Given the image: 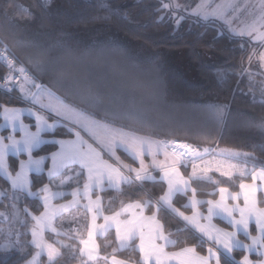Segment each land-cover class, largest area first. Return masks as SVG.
Wrapping results in <instances>:
<instances>
[{
    "label": "snow or ice",
    "instance_id": "1",
    "mask_svg": "<svg viewBox=\"0 0 264 264\" xmlns=\"http://www.w3.org/2000/svg\"><path fill=\"white\" fill-rule=\"evenodd\" d=\"M8 6L13 7L11 4ZM44 6L40 5L41 8ZM15 7L21 15H33L31 9L23 5ZM156 10L162 13L159 17L161 20H174L177 25L186 18L181 13L196 17L197 21L224 20L231 37L240 38L241 50L246 51V45L251 49L247 57L249 64L255 57L259 61V67L264 69V50H261L264 49V0H257L256 4L249 0L244 3L226 0L223 4L200 0L194 7L182 4L180 0H159ZM244 10L249 11L251 21L243 27H232L230 17ZM0 62L8 69L7 74L0 77V87L8 92L15 87L25 100L39 105L43 110L27 109L28 114L35 118V131H30V125L21 119L25 109L0 105V115L4 120L0 128L10 129L7 136L0 135V176L10 186V194L8 189L2 194L12 201L13 209L23 194L38 198L42 204V211L38 214L29 211L28 207L23 209L31 218L30 223L26 220L19 221L25 232L21 233L18 228L13 227L7 231L0 229V236L3 237V242L0 243V264H9L10 254L27 253L29 245L35 251L28 253L30 258H25L23 264H56L66 254L75 259L77 264H221L222 258L225 264L229 260L233 264H264V204L258 197L259 192H264V167H239L231 162V158L240 153L232 150L222 149L213 155L214 149H200L175 140L158 141L126 130L123 126H117L116 121L141 119V114L125 108L123 103L106 105L95 92L89 90L83 101L105 114L98 119V114L89 113L57 97L49 86L39 83L28 69L17 66L14 58L8 55L6 45L0 50ZM44 64V60L37 61L33 64V71L43 74L46 71ZM14 73H18V76ZM255 74L250 68L243 66L239 73L241 78L247 76L249 91L254 94L258 91L261 103H264V82L258 88L255 87ZM259 74L264 75V72ZM224 107L226 106L216 107L218 115H223ZM108 117L112 119L109 120ZM56 118L66 122L64 127L75 139L52 142L53 146L59 145V150L51 152L48 183H43L42 187L33 191L34 184L29 179V173L35 172L38 176L42 174L44 162L48 159L46 156L34 158L33 152L49 143L42 137V133L55 130ZM50 119L53 123H49ZM246 126L256 127L264 132V117L258 122L249 120ZM17 132L20 134L19 139L16 138ZM118 149H123L139 166L133 167L125 163L117 154ZM9 153L16 157L22 153L27 155L26 160H19V171H14L8 164ZM161 154L163 160L158 159ZM146 155L151 158L150 163H146ZM244 155L248 156L247 153ZM189 164L191 172L186 177L180 168L182 165L187 168ZM153 170L160 173L161 182L167 186L162 195L153 198L145 192L147 198L129 199L127 203L121 200L118 210H109L105 214L100 193L109 189L122 193L125 186L134 185L143 190L145 182L156 180ZM212 172L229 179L237 174L242 178L250 176L251 183L241 180L238 191L218 186V199L200 201L192 183L206 180L219 185L209 175ZM57 176L60 177L59 183H55ZM74 178L75 186L70 192L72 199L65 203H53L65 195L64 185ZM80 180H83L82 187ZM53 186L56 191L52 190ZM189 191L191 196L188 197V204L183 207L190 206L191 215L181 211L174 203L177 194L187 195ZM201 203L207 204L206 215L199 209ZM70 209H76L77 212L82 209L87 224L81 225V228L65 230L64 214ZM149 209L150 214H146ZM164 210L179 216L198 234V245H187L184 242L185 246L177 249V245L182 242L172 239L173 233L166 230L159 216ZM0 216L7 219L3 212H0ZM216 217L226 220L231 230L215 225L213 219ZM101 219L103 222L98 223ZM70 222L79 224V216L73 214ZM113 230L118 247H112L111 253L103 252L98 238L107 236ZM29 232L30 240L27 239ZM46 233H51L56 239H48ZM241 235L244 239L240 238ZM109 244L110 242L103 247L108 248ZM204 244L207 247L202 253L198 251V246ZM169 248L176 250L170 251ZM125 250L132 253L138 251V260L131 256L127 259L117 256L118 252ZM236 251L244 253L239 260L233 255ZM253 253L255 259L250 258ZM45 255L46 261L41 259Z\"/></svg>",
    "mask_w": 264,
    "mask_h": 264
},
{
    "label": "trees",
    "instance_id": "2",
    "mask_svg": "<svg viewBox=\"0 0 264 264\" xmlns=\"http://www.w3.org/2000/svg\"><path fill=\"white\" fill-rule=\"evenodd\" d=\"M9 4L13 7H9ZM41 4L45 6L41 8ZM15 5H23L31 9L33 15L31 17L21 15ZM158 5L159 0H60L59 6L52 10L42 0H0V45H6L21 66L56 92L58 89L51 83L47 75L49 73L44 75L45 72L43 74L34 72L33 64L44 60V67L48 68L47 62L54 46L66 47L70 44L68 43L70 39L84 38L86 31L95 26L111 27L127 39L140 42L156 52L164 49L170 51L186 49L190 54L191 62L197 68L201 82L191 83L183 74L172 68L165 70L158 59L160 57H156L154 63L160 80L155 85L153 107L149 106L148 110L143 107L139 112L141 119L117 120V126L159 140L187 142L200 149L216 150L218 147H224L239 152L237 161L240 163H245L251 168L253 165L257 168L264 167V132L259 128L246 126L249 120L258 122L264 116V103H261L258 91L255 94L249 91L247 76L241 78L239 75L242 66L248 67L247 57L251 52L250 48L246 45L247 50L242 51L240 39L232 38L230 33L215 22L197 21L196 17L189 15V17L185 16V22L179 26H176L173 20L167 18L161 20L159 17L162 13L156 10ZM183 14L187 15V13ZM100 40L98 44L102 46H119L116 41ZM202 52L217 56V63L213 66L206 64ZM261 82L263 81L254 77L255 87L258 88ZM3 104L24 103L0 92V105ZM217 106H226L222 116L217 114ZM97 118L103 116L98 114ZM66 135L68 134L63 128H58L54 133L57 137ZM55 149L56 145L46 144L34 151L33 155L36 157L48 155ZM245 153L248 156H245ZM118 154L125 163L132 166L137 164L124 151L119 150ZM18 164L19 157H9V165L14 171L18 170ZM182 169L186 175H189L190 168ZM212 178L218 181L219 185L206 180L193 181L192 186L197 189L199 198L216 199L218 186L238 191L241 180L251 182L250 176L242 178L235 175L229 179L214 173ZM31 180L34 184L33 191H36L37 187H42L43 183H48L45 173L39 176L34 173L31 175ZM59 180L60 177L57 176L55 183H59ZM82 184L83 180H80V185ZM0 185L10 192V186L2 176H0ZM73 186L75 184H65L63 189L69 190ZM165 189L166 184L156 179L145 182L143 190L135 185L125 186L122 193L109 189L100 195L103 198L105 214H108L109 210L119 209L121 200L127 203L129 199H144L147 198L145 192L153 198H158ZM210 193L214 195H209ZM69 196L66 195L64 199ZM188 196L189 193L178 194L174 198V203L176 207L189 213L190 208L183 207L187 204ZM259 199L264 204L263 194H259ZM9 201L10 199H1L0 209L9 210ZM25 207L36 214L42 211V204L38 198L23 194L21 208ZM202 208H206L205 204ZM150 212L151 209L147 211ZM159 216L166 230L173 233L171 238L182 242L177 245V249L185 246L184 242L187 245H198L196 239L198 234L172 213L164 210ZM22 220L31 222V218L25 212ZM4 222L0 220L1 227L5 225ZM217 222L228 227L220 219ZM18 229L21 233L26 231L21 224ZM21 239L23 241L24 237ZM27 239H31L30 232ZM98 242L103 252L111 253L112 247H118L113 231L103 238H98ZM109 242V247L104 248L103 245ZM206 247L207 244L198 246V251L203 253ZM169 250L176 249L169 248ZM34 251L29 245L27 253L10 254L9 264H17V261L23 264L25 258H30L28 253ZM233 255L239 260L243 253L236 251ZM117 256L124 259L131 256L138 260L139 253L125 250L118 252ZM42 260L46 261V257L42 256ZM60 260H64L65 264H77V261L70 256H62L57 262ZM221 264H225L223 258ZM228 264L233 262L229 260Z\"/></svg>",
    "mask_w": 264,
    "mask_h": 264
},
{
    "label": "crops",
    "instance_id": "3",
    "mask_svg": "<svg viewBox=\"0 0 264 264\" xmlns=\"http://www.w3.org/2000/svg\"><path fill=\"white\" fill-rule=\"evenodd\" d=\"M99 32H102L103 34L98 35ZM100 39H105L108 42L111 40L116 41V43H118L119 46L99 45L98 42L101 41ZM68 43L70 44H68V46L66 47L54 46V49H52L50 53V59L47 62L48 68H46L44 74L46 75V73H49L47 75H49V79L51 83L53 84V86H55L58 89V92H56L51 88V90L54 92V94L57 97L65 100L66 102H68L69 100L71 104L79 108L85 109L89 113L100 114L103 117L105 115L103 112H101L99 109L95 107L87 105L83 101V97L87 94L89 90L95 92L106 105L123 103V106L125 108L132 109L137 112L143 110V107H145L144 109L146 110H148L149 106L153 107V96L156 85L154 78V75L156 73V65L154 63L156 58L155 56L156 52L154 50L145 47L140 42H134L127 39L126 37L118 33L115 29L107 26H95L93 28H89L86 31L84 38L70 39ZM159 57L160 58L158 59L160 61L161 66L163 68L170 70L169 68L171 67V64L167 63V61L163 59V56L162 57L159 56ZM37 81L39 83H42L39 80ZM18 94L21 96L19 91ZM21 98L23 97L21 96ZM23 100L29 103L30 105L29 104L28 106L25 105V102L22 105L21 104L20 105L3 104V105L25 109L21 119L26 124L29 125L31 124L29 129L30 131H35V118L28 114L27 109L32 108L34 111L35 110L42 111V110L39 108V105H34L30 100H25L24 98ZM46 102L47 101L45 100V103ZM108 118H112V117H108ZM56 120L57 122L54 131L42 133V137L49 142L48 144H53L52 143L53 141L60 139H64V140L75 139L74 135L69 133L68 129L64 127V124L66 122L60 119H56ZM49 123H53V121L50 119ZM3 124H4V120L2 118V115H0V125ZM58 128H63L65 130V133H67L68 135L61 137L54 136V133L57 131ZM8 132L10 133V129L0 128V135L7 136L9 134ZM142 136H146V135H142ZM16 137L20 138L19 132L16 133ZM153 139L158 141H165L155 138ZM177 142H182V141H177ZM182 143H187V142H182ZM42 146L43 145H41V147ZM36 150L37 149H35L34 151ZM58 150H59V145H56V149L54 151H58ZM119 150L123 151V149H118L117 154ZM50 155L51 153L48 155H42L48 157V159H46L44 162V172H43L46 174L47 177H48L47 171L52 164ZM10 156L13 155L11 153L8 154L7 157L8 164H9ZM38 157L39 156L37 157L34 156V158H38ZM26 159H27L26 154L22 153L19 156V160H26ZM158 159L163 160L164 159L163 155L161 154L158 157ZM145 161L146 163H150L151 158L146 155ZM136 163L137 164L133 167L139 166L137 161ZM183 167L184 166L182 165L180 171L187 177L188 175L184 173L182 169ZM187 168H190V172H191V164H189ZM17 171H19V164ZM34 173L35 172L29 173L30 180H31V175ZM153 174L156 176V179H160V173L158 171L153 170ZM213 174L214 172L209 173L211 177ZM247 183H251V182H247ZM66 184L67 185L75 184V178L73 180L68 181V183ZM5 189L6 188L4 186L0 185V200L3 198L8 199L5 195L2 194ZM52 190L56 191L57 189L53 188ZM63 191L65 192V195L62 198H57L56 200L53 201V203H65L72 199L70 195L71 189L69 190L63 189ZM188 193H189L188 197H190L191 192L189 191ZM260 193L263 194L264 196V192H259L258 197ZM66 195H70V196L69 198L64 199ZM218 198H219V192L216 199ZM197 199L200 201H207L208 199L211 198L202 199L197 196ZM84 202L86 201H82V203ZM229 203H231V201H229ZM204 204L206 206L205 209L202 208V205ZM11 205H12V201L10 200L8 206L9 210L0 209V212L5 213L7 216V219H5L3 216H0V220L5 221L4 222L5 225L4 226L2 225V227L0 226V229H4L5 231H7L10 227L18 228L20 224L19 221L22 220L24 213L23 209L21 208V197L15 209H13ZM189 208L191 210L189 213L184 211L187 215L192 214V209L190 206ZM199 209L201 213H203L204 215L207 214L206 203H201L199 205ZM181 211L183 210L181 209ZM17 214H18V218H17ZM73 214L79 216V220H80L79 224H74L70 222V218ZM146 214H150V213L146 212ZM173 215L177 219H179L182 223L185 224V222L179 216L175 214ZM64 216H65V222L63 224V228L65 230H70L73 227L81 228V225H86L88 222L86 215L82 209L79 212H77L76 209H70L68 213L64 214ZM218 219L220 218L218 217L214 218L213 223L218 227L225 229V227H222V225H220L217 222ZM220 220L224 221V223L228 225L229 229L226 230H231L226 220L223 219ZM102 222H103L102 219L98 221V223H102ZM15 225L17 226L15 227ZM188 227L190 228V226ZM46 237L53 241L56 239L51 233H46ZM242 237L243 236L241 235L240 238L244 239V237L243 238ZM60 239H63V237H61ZM2 242H3V237L0 236V243ZM63 256H69V255L66 254ZM250 258L255 259L256 258L255 254L254 253L250 254ZM56 264H65V262L64 260H60L59 262H56Z\"/></svg>",
    "mask_w": 264,
    "mask_h": 264
},
{
    "label": "rangeland",
    "instance_id": "4",
    "mask_svg": "<svg viewBox=\"0 0 264 264\" xmlns=\"http://www.w3.org/2000/svg\"><path fill=\"white\" fill-rule=\"evenodd\" d=\"M42 2L44 4H46L47 6H49V8L52 9V10L54 9V7H57L60 4V0H42ZM180 2L182 4H187V5H190V6L194 7L197 3L200 2V0H180ZM225 2H226V0H212L213 4H223ZM244 2H245V0H239V3H244ZM249 2L252 3V4H256L257 0H249ZM181 14H183V13H181ZM183 15L189 17L188 14L187 15L183 14ZM251 19H252V17L249 14V11L248 10H244V11H241L239 13H236L234 15V17H230V22L232 24V27L239 28V27H243L245 23L250 22ZM185 20H186V18L184 20H181L179 25L184 23ZM174 23H175V21H174ZM215 23L220 25L223 28V30H225L226 32L229 33V31L227 30L228 25H227V23H225L224 20H216ZM175 25L179 26L176 23H175ZM101 34H103V33L99 32L98 35H101ZM237 38H239V37H237ZM261 50H264V49H261ZM250 51H251V49H250ZM155 56L156 57H159V56L162 57L163 56V59L165 61H167V63L171 64V67L169 69L172 68V70L177 71L180 74H183L185 76V78L187 80H189L191 83H199V82H201L200 81L201 78L198 75L197 68L190 60V54H189L188 50L185 49V50H178V51H170V50H165L164 49V50H160V51L156 52ZM202 56H203V59H204L205 63L208 64V65H211V66L215 65L217 63V61H218L217 56H215V55H213L211 53L202 52ZM247 66H248L247 68H250L254 73H256L255 76H254L255 78H257L258 80L264 82V75H260L259 74L261 72H264V69H261L259 67V61L255 57H253V60H252L251 64H249V61H248V65ZM164 69L168 70L166 68H164ZM154 78H155V82L159 83L158 81L160 79H159V76L156 73L154 75ZM21 99H23V98H21ZM21 99H19L18 101L21 102L22 101ZM28 104L29 103H27V102L25 103V105H27V106H28ZM56 119H60V118H56ZM32 126H33V124H32ZM17 139H19V138H17ZM222 149H227V148L218 147L215 150V153H213V155H216ZM228 150H230V149H228ZM232 151L233 152H237V151H234V150H232ZM237 153H239V152H237ZM237 159H238V156L232 157L231 158V162L237 164L239 167H246L248 169H251V167H249L247 164L240 163L239 161H237ZM214 173H217V172H214ZM16 226L17 225H15V227ZM222 227H225V226H222ZM225 229H229V228L225 227ZM41 259H42V257H41Z\"/></svg>",
    "mask_w": 264,
    "mask_h": 264
},
{
    "label": "built area",
    "instance_id": "5",
    "mask_svg": "<svg viewBox=\"0 0 264 264\" xmlns=\"http://www.w3.org/2000/svg\"><path fill=\"white\" fill-rule=\"evenodd\" d=\"M4 46L0 45V50H3ZM7 53L8 55L11 57V58H14V61L16 62L17 66H21L19 63H18V60L17 58L10 52V50L7 48ZM8 72V69L6 68V66L0 62V77H3L5 74H7ZM14 75H17L18 76V73H14ZM0 92L1 93H4L6 95H8L9 97L13 98V99H16V100H19L21 99V97L18 95V89H15L14 87V90L11 91V92H8V91H5L2 87H0ZM22 100V99H21ZM23 101V100H22ZM21 101V102H22ZM42 110V109H41ZM43 111V110H42ZM45 114L48 115L47 112H45Z\"/></svg>",
    "mask_w": 264,
    "mask_h": 264
}]
</instances>
